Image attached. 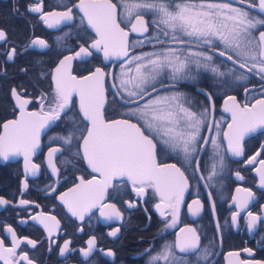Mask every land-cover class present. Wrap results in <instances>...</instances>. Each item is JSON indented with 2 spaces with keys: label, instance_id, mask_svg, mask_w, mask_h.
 <instances>
[{
  "label": "snow or ice",
  "instance_id": "snow-or-ice-1",
  "mask_svg": "<svg viewBox=\"0 0 264 264\" xmlns=\"http://www.w3.org/2000/svg\"><path fill=\"white\" fill-rule=\"evenodd\" d=\"M73 8L82 13L80 23L84 30L90 28L96 38L91 43L85 40L87 46L77 45L78 51L63 56L54 71L47 73L52 83L49 91L40 93L39 110H27L32 101L24 98L26 90L11 89L10 96L17 106L14 112L19 114L2 125L0 157L8 160L22 155L25 172L36 175L41 166L33 163L32 157L40 148L41 133L60 127L67 118L64 135L53 138V143L59 146L48 149L47 166L59 175L54 157L60 156L69 165L73 161L84 162L97 174L90 180L80 177V183L59 195L71 216L83 222L93 209H98L105 220L120 219L122 213L117 206L105 203L110 188L117 197L121 181L130 182L136 197L147 196L151 189L158 196L154 208L163 218L160 238L164 242L159 251L156 245L145 249L149 257L146 264H211L215 255L210 250L213 245L201 247V234L196 227L180 228L172 241L164 237L167 229L176 226L192 181L197 188L206 189L209 207L215 210L212 193L223 178L227 155L242 156L244 137L264 127V16L251 11L258 8L264 13V0H78L71 6L58 5L50 11H44V0H37L26 6V11L39 14V20L54 29L74 20ZM132 34L142 38L130 42ZM0 42H8L4 29H0ZM29 48L51 50V45L36 37L22 52L27 53ZM93 52L102 54L105 61L118 59V71L106 72L96 67L89 75L79 78L72 75V61L91 57ZM0 55L6 64L18 53L16 47H11ZM216 59L222 64H217ZM0 70L6 71L2 66ZM20 71L27 74L26 68ZM209 75L219 81L215 85L218 88L249 81L252 76L260 80L261 98L255 103L241 106L235 96L227 97L224 111L231 113L227 130L222 129V121L215 119L212 93L197 89L208 101L201 104L181 89L182 84L195 86ZM44 77V71L38 70L37 78ZM106 78L110 79L112 102L118 106L117 111L123 110L120 119L105 118ZM244 91L249 92V88ZM74 94L79 98L78 107L73 101ZM74 107H77L75 117L71 115ZM158 152L176 162L160 163ZM255 160L254 156L248 163ZM259 163L257 172L264 186V160ZM236 175L243 179L238 172ZM50 190L55 193L56 188L50 186ZM240 191H245L247 198L232 213L233 223L238 222L241 211L253 198L250 189L238 188L237 192ZM9 203L0 197V205ZM27 203L20 201L21 205ZM126 204L130 208L135 206L132 201ZM202 208L200 199L188 205L193 217L200 216ZM247 217L249 231L258 222L264 223V211L258 214L249 211ZM32 219L49 234L60 227L55 216L43 212ZM216 224L219 227L218 220ZM6 231L11 233V247L0 239V260L4 264H34L27 253L17 258L23 241L17 239L11 226ZM119 231L117 228L110 235L115 237ZM27 243L36 246L35 241ZM71 244V240H64L62 246L56 245L58 254L79 252L87 260L96 251L95 236L82 249H73ZM51 247L50 242L49 251ZM106 254L115 256L112 250Z\"/></svg>",
  "mask_w": 264,
  "mask_h": 264
},
{
  "label": "flooded vegetation",
  "instance_id": "flooded-vegetation-1",
  "mask_svg": "<svg viewBox=\"0 0 264 264\" xmlns=\"http://www.w3.org/2000/svg\"><path fill=\"white\" fill-rule=\"evenodd\" d=\"M36 2L37 0H0V29L7 32L8 41L0 42V54L10 50L11 47H16L18 53L13 61H8L6 64L3 55H0V66L6 69V71L0 70V134L3 131V123L16 119L19 114L18 111L14 112L17 106L10 96L11 89L26 90L27 95L24 98L32 101L27 106V110H39L40 93L49 91L52 83L47 73L54 71L63 56L73 55L78 51L77 45L87 46L85 40L91 43L96 38L93 30L90 28L84 30V26L80 23L82 13L78 8H73L74 20L68 22L67 26L60 25L50 29L39 20V14H30L26 11L27 5ZM73 3H78V0H44V11H50L58 5L71 6ZM14 9L18 10L14 11ZM251 11L254 15L264 16L258 8ZM36 37L47 40L51 50L29 48L27 53L22 52V49ZM57 37L62 39L57 40ZM141 38L137 34H132L129 40L131 42ZM37 61L40 63L37 64ZM119 63V60L114 59L105 61L102 54L93 52L91 57L73 60L71 73L79 78L90 74L96 67H102L106 72L118 71ZM216 63L222 64V61L216 59ZM22 68L27 69V74L20 71ZM38 70L44 71L43 79L37 78ZM218 82L209 75L207 78H202V82L195 86L182 84L181 89L201 104H207L208 101L197 89L212 93L215 119L222 121V129L227 130L226 125L231 123V113L224 111L227 97L235 96L241 106L245 103L249 105L255 103L256 99L261 98L260 80L259 77L252 76L249 81L233 84L227 88L216 87ZM245 87L249 88V92L245 93ZM105 89L107 96L105 118L120 119V111L123 110L117 111L118 106L112 102L109 78L105 79ZM78 100V95L74 94L73 101L77 107ZM77 107H74L71 113L74 117ZM67 122V118H64L60 127H51L41 133L40 148L32 157V162L41 166L36 175L25 172L22 155L9 157L8 160L0 157V197L10 202L7 205H0V239L4 241L6 247H11V233L6 231L7 227L11 226L15 230L17 239L23 241L17 250V258L20 254L27 253L34 264H97V262L98 264H146L149 257L145 255V249L156 245V250L159 251V246L164 242L160 238V232L164 228L163 218L154 208L158 196L151 189L147 196L136 197L130 182L121 181L120 195L117 197L110 188L105 203L115 204L122 213V218L112 220H105L100 216L98 209H93L86 216L85 221L81 222L71 216L67 206L58 199L61 193L80 183V177L90 180L97 175L84 162L73 161L69 165L64 163V157L60 156L54 157L60 168L59 175L53 174L47 166L48 149L59 146L53 143V138L64 135L63 125ZM243 149L242 156L228 154L226 157L223 178L212 193V198L216 202L215 210L209 207L206 189L197 188L195 181H192V186L185 192L179 220L174 228L166 230L164 239L172 241L176 235H179L180 228L186 225L192 226L201 234V247L208 246L209 243L213 245V249L210 250H214L215 255L211 257V264H245V262L255 264L256 261H264V223L258 222L256 228L251 231L247 226L249 211L254 214L264 211V186L260 184L257 172L261 167L259 161L264 160V127H259L244 137ZM254 156L256 160L251 164L248 163ZM157 159L160 163L176 162L174 158L160 152L157 154ZM237 172L243 179L237 177ZM50 186L56 188L55 193L50 190ZM238 188L250 189L253 198L249 201L248 207L241 211L238 222L233 223L232 213L239 210V202L247 198L245 191L237 192ZM195 199H200L203 203L198 217H193L188 209V205ZM21 200L28 203L21 205ZM127 201H132L135 206L128 207ZM41 212L55 216L60 221L59 229L49 234L43 225L32 219ZM217 220L219 227L216 224ZM81 227L83 231L78 230ZM117 228L120 231L115 237L111 236L110 233ZM92 236L96 237V251L90 259L86 260L79 252L65 256L58 254L56 245L62 246L64 240L72 241L71 248L82 249L86 247L87 241ZM28 240L36 242L35 248L27 243ZM50 242L51 251H49ZM245 249L251 251L246 252ZM108 250L115 252V256L107 255ZM229 253L236 255L230 256ZM0 264H4V261L0 260Z\"/></svg>",
  "mask_w": 264,
  "mask_h": 264
},
{
  "label": "water",
  "instance_id": "water-1",
  "mask_svg": "<svg viewBox=\"0 0 264 264\" xmlns=\"http://www.w3.org/2000/svg\"><path fill=\"white\" fill-rule=\"evenodd\" d=\"M113 59H114L115 61L118 60V59H116V58H113ZM88 75H89V74H88ZM85 76H86V75H85ZM104 87H105V85H104ZM105 94H106V89H105ZM106 97H107V96H106ZM106 101H107V100H106Z\"/></svg>",
  "mask_w": 264,
  "mask_h": 264
}]
</instances>
